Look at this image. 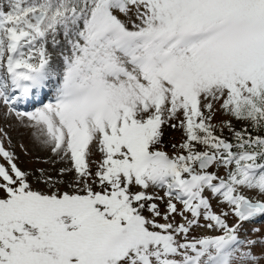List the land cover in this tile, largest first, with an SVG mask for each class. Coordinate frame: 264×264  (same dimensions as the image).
Masks as SVG:
<instances>
[{"label": "snow or ice", "instance_id": "6c2138e0", "mask_svg": "<svg viewBox=\"0 0 264 264\" xmlns=\"http://www.w3.org/2000/svg\"><path fill=\"white\" fill-rule=\"evenodd\" d=\"M0 118V264H264V0H0Z\"/></svg>", "mask_w": 264, "mask_h": 264}, {"label": "rangeland", "instance_id": "374dc122", "mask_svg": "<svg viewBox=\"0 0 264 264\" xmlns=\"http://www.w3.org/2000/svg\"><path fill=\"white\" fill-rule=\"evenodd\" d=\"M10 125V126H9ZM0 128H4L5 131L8 132V134L11 137V142L13 147V150L19 157V160L17 161L19 166L22 168H40V167H52V165H46L42 161H39L36 159L37 156H45L46 153L40 151L37 149L30 137V130L25 129L24 127H21L17 124L15 120H5L3 118H0ZM166 141L169 139L178 140L179 139V133L174 132H168L165 136ZM5 146L7 147V141H4ZM23 144L27 150L28 154L25 155L24 151L20 148V145ZM59 165H56L58 167Z\"/></svg>", "mask_w": 264, "mask_h": 264}]
</instances>
